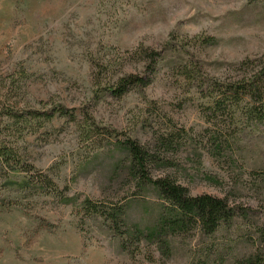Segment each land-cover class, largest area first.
I'll use <instances>...</instances> for the list:
<instances>
[{"label":"rangeland","instance_id":"rangeland-1","mask_svg":"<svg viewBox=\"0 0 264 264\" xmlns=\"http://www.w3.org/2000/svg\"><path fill=\"white\" fill-rule=\"evenodd\" d=\"M128 75L145 86L110 94ZM257 80L264 86V0H0V141L19 160L13 170L0 164V264L264 257V124L251 113L252 98L222 101L218 87ZM58 105L76 121L4 116ZM104 128L166 163L151 167L153 180L225 200L233 221L211 235L194 222L182 230L163 224L166 208L152 190L136 187ZM36 172L73 202L28 183ZM85 199L106 211L123 207L143 236L125 238L121 249L85 211Z\"/></svg>","mask_w":264,"mask_h":264},{"label":"trees","instance_id":"trees-1","mask_svg":"<svg viewBox=\"0 0 264 264\" xmlns=\"http://www.w3.org/2000/svg\"><path fill=\"white\" fill-rule=\"evenodd\" d=\"M157 53L149 55L151 60H155ZM260 80V79H259ZM257 81H252L248 86L235 87L229 85H218L224 88L222 91L223 100L238 101L242 96H248L254 100L251 110L253 116L258 121L264 124V86H259ZM114 90L109 91L114 96L123 95L130 86H136L141 89L145 86L144 80L134 75H128L118 80ZM221 96V98H222ZM221 101V102H222ZM219 101H216L218 104ZM4 116L13 123L37 121L40 123L51 122L54 118H66L69 122H75V115L63 106H53L47 110H27L25 113H20L16 110L9 109L4 113ZM41 126V125H40ZM97 130H101L97 128ZM104 134L113 150L122 151L127 159L128 175L135 182L139 190H152L158 199L161 201V208H166L167 218L163 219V224L171 226L172 230L183 229L189 225V222L196 223L204 235H211L221 224H230L235 217V210L228 206L225 200L215 198L209 195L191 197L188 195V190L185 187L175 183L169 178H158L153 180L149 175V170L154 166H167L166 163L157 159L150 154L144 147L136 141L129 138L120 140L119 133L114 129L104 128ZM14 149L6 147L3 141H0V164L4 167L13 170L11 161L19 164ZM23 172L28 173L32 166H25ZM28 183L40 189V192H45L47 195L61 198V202L65 205L73 202L72 197L63 195V191L59 190L53 180L45 174L36 172L33 177H29ZM85 211L95 219L100 218L106 225L108 231L118 238L120 248H124L125 238L138 240L143 236V231L137 226H130L124 219L125 210L123 207H118L115 210L106 211L102 207L97 206L89 199L83 201ZM236 264H264V257L261 251L237 261Z\"/></svg>","mask_w":264,"mask_h":264}]
</instances>
